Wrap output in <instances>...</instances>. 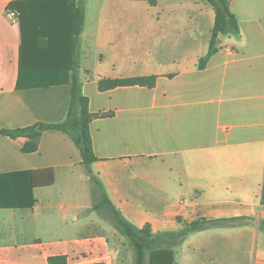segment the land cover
<instances>
[{"label":"crops","instance_id":"obj_1","mask_svg":"<svg viewBox=\"0 0 264 264\" xmlns=\"http://www.w3.org/2000/svg\"><path fill=\"white\" fill-rule=\"evenodd\" d=\"M24 1L30 0H0V176L52 170L54 182L32 190V208L0 209V264H50L52 257L132 264L105 218L108 228L100 230L99 222L76 216L93 194L70 137L56 130L15 139L2 134L62 123L70 106L68 83L16 87L19 20L8 18L7 6ZM229 4L239 34L220 37L202 68L215 20L208 0L83 6L77 71L96 116L89 125L97 158L90 170L110 203L153 234L175 233L198 219L248 218L171 246L175 264H264V0ZM137 77H155L154 86L98 88L100 80ZM27 143L36 151H23Z\"/></svg>","mask_w":264,"mask_h":264},{"label":"trees","instance_id":"obj_2","mask_svg":"<svg viewBox=\"0 0 264 264\" xmlns=\"http://www.w3.org/2000/svg\"><path fill=\"white\" fill-rule=\"evenodd\" d=\"M30 0L11 3L8 11L18 12L20 48L17 89L49 87L68 83L71 86L70 106L65 120L59 124H37L19 130L2 131L12 139L18 137H38L43 131L56 130L66 133L81 155L91 190L99 188L109 216L105 218L124 239L132 253V264H175L170 251L189 235L211 228L242 226L248 218L198 219L185 225L175 233L153 234L148 226L141 229L128 223L119 211L110 203L99 180L92 174L90 166L97 161L93 152L89 125L95 115L88 109V99L81 92L78 76L77 48L84 26L82 0ZM146 1L155 6L157 0ZM215 12L214 26L211 31L208 54L201 60L202 68L208 57L215 52L218 39L237 36L239 28L235 16L230 11L229 0H208ZM71 73V76H69ZM155 77H137L130 79H106L98 82L100 91L118 86L140 85L153 87ZM40 128V130H39ZM23 151L35 152L36 146L25 144ZM27 175V185L22 177ZM6 174L0 176V209H30L35 201L34 188L49 187L54 182L52 170H38L28 174ZM261 204L264 205V184ZM97 211V208L94 207ZM264 224V223H263ZM50 264H65L64 257L48 259Z\"/></svg>","mask_w":264,"mask_h":264},{"label":"rangeland","instance_id":"obj_3","mask_svg":"<svg viewBox=\"0 0 264 264\" xmlns=\"http://www.w3.org/2000/svg\"><path fill=\"white\" fill-rule=\"evenodd\" d=\"M88 1V0H87ZM86 5V0H82V6ZM85 204L88 205L87 209L82 210L79 214H76V216L85 221L86 217L89 218V221H93L91 223H97L99 222L100 230L103 229H107L108 227L106 225H104V227L101 225V222H103V218L102 217H106L108 218L109 216V209L108 207L105 205V202L103 200V197L101 195V192L99 190V188L95 187L93 190V197L89 195V198L87 197L86 200H84ZM94 207L97 208L96 210H93ZM72 218V216H70ZM71 218L67 219V222L71 223ZM105 221V220H104ZM91 231L96 230L95 227L91 226L90 227Z\"/></svg>","mask_w":264,"mask_h":264},{"label":"built area","instance_id":"obj_4","mask_svg":"<svg viewBox=\"0 0 264 264\" xmlns=\"http://www.w3.org/2000/svg\"><path fill=\"white\" fill-rule=\"evenodd\" d=\"M7 16L8 18L13 21V22H17L18 19V13L15 11H7Z\"/></svg>","mask_w":264,"mask_h":264}]
</instances>
